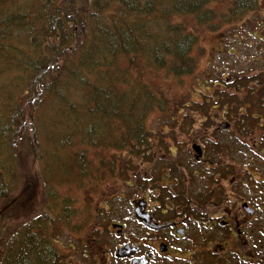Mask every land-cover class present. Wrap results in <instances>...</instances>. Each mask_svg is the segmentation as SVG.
I'll list each match as a JSON object with an SVG mask.
<instances>
[{
	"label": "rangeland",
	"instance_id": "obj_1",
	"mask_svg": "<svg viewBox=\"0 0 264 264\" xmlns=\"http://www.w3.org/2000/svg\"><path fill=\"white\" fill-rule=\"evenodd\" d=\"M258 2V7L244 11L234 0H210L200 12L202 16L175 15L174 22L183 24L187 30L199 35V44L192 52L198 61V68L194 75L186 78H167L162 71L148 68L150 82L162 81L170 102L165 112L151 110L145 117H136L144 124V136L152 137V142L145 150L152 149L150 153L157 150L154 144L162 146L165 151L172 144L178 146L179 151L172 158L182 160L184 173L194 178V182L189 183L192 184L188 186L190 191L186 193L187 197H205V201H219L221 205L229 200H238L239 197L250 202L261 198L263 211L259 213L264 215V0ZM200 17L204 19L200 20ZM116 76L115 73L114 78ZM6 78L0 74V87L8 84L4 80ZM227 79L232 83H225ZM236 86L241 91L236 90ZM11 91L9 89V93ZM208 92H211L209 97L202 96ZM71 93L72 100L77 103L78 113L83 117L86 111L84 106L91 105L85 101L87 92L74 86L71 87ZM1 98L0 92V101ZM214 101L219 103L217 107H213ZM225 101L236 103L231 102L223 108ZM3 108L0 102V111ZM86 112L89 114L88 110ZM257 114L263 119L252 118L259 116ZM36 115L40 118L39 122L35 120L33 124L35 129L31 128L29 135L16 138L22 140V143L15 144L16 160H8L12 165L10 171L16 166L17 173L12 175L11 180L4 176L6 181L9 180L8 197L14 203L13 209L9 208L11 213L9 209L0 213V231L8 232L11 241L9 248L6 247L7 252L10 250L8 257L15 258L20 250L22 244L17 240H20L18 232L29 228L32 236L38 238L34 235L38 233V227L44 228L43 239H46L48 251L52 252L51 259L44 263L39 257L32 256L26 259L25 264H79V261L83 262L81 258L84 256H88L85 260L89 262L92 250L99 244L97 239H100V243L106 236L107 241L113 239L109 231V224L113 220L133 219V209L128 200L132 192L124 195L126 200L117 196L120 201H111L106 211L102 206L107 208V205L101 202L102 198L107 197L105 189L109 188L111 192L109 184L123 187V183L131 178H128L127 173L111 177L103 171L106 178H102L103 184H98L99 163L112 159V155H117L119 151L112 147L105 149L108 144L102 145V142L84 144L82 136L76 133L73 134L71 145L59 142L68 137L65 134L68 133L66 123L71 122V119H65L66 112L41 106ZM233 118L237 120L232 131L230 128L218 127L220 123L232 121ZM136 122L139 123V120ZM189 135L200 137L196 139ZM215 135L220 136V139L214 138ZM112 136L116 137L115 134ZM174 138L178 141H174ZM192 139L203 146L208 160L223 158L218 167L206 164L197 169L192 159L185 158L186 151L190 150L193 143ZM215 141H218L217 147L214 146ZM216 150L218 153L224 152L223 156L215 155ZM129 160L134 165L130 166L128 173L133 175L150 166L153 158L141 156ZM167 165L155 163L152 166L160 173L162 169L168 171ZM195 169L198 170L197 180L194 177ZM138 181L141 182V179L138 178ZM158 181L161 183V180ZM162 183L166 182L163 180ZM195 188L200 190V195ZM176 190L177 196L183 197V188L177 187ZM98 202L103 204L100 208L96 205ZM219 240L222 241V238ZM230 246L226 251L230 250ZM253 246L258 251L253 263L260 261L259 257L262 256L264 264V239L262 251L258 250L260 246L254 238ZM234 256L237 261L240 260L238 253L224 254L226 262Z\"/></svg>",
	"mask_w": 264,
	"mask_h": 264
},
{
	"label": "trees",
	"instance_id": "obj_2",
	"mask_svg": "<svg viewBox=\"0 0 264 264\" xmlns=\"http://www.w3.org/2000/svg\"><path fill=\"white\" fill-rule=\"evenodd\" d=\"M209 1L0 0V74L8 77V84L0 87V213L14 207L4 176L11 180L17 173L8 162L16 160L15 144L22 143L16 138L35 129L41 106L66 112L65 119H71L68 137L59 142L71 145L76 133L84 144L102 142L108 144L105 149L119 151L102 160L97 173L126 174L134 165L129 158L146 156L149 140L136 116L165 112L170 102L166 85L150 82L149 69L167 78L195 74L198 61L192 52L199 35L173 17L198 15ZM234 1L244 11L259 5L258 0ZM74 86L87 92L85 101L91 104L84 106L89 114L84 111L83 117L71 97ZM29 231L18 232L22 245L12 259L6 249L10 236L0 231V264H25L32 256L44 263L51 259L44 228H36L38 238Z\"/></svg>",
	"mask_w": 264,
	"mask_h": 264
},
{
	"label": "flooded vegetation",
	"instance_id": "obj_3",
	"mask_svg": "<svg viewBox=\"0 0 264 264\" xmlns=\"http://www.w3.org/2000/svg\"><path fill=\"white\" fill-rule=\"evenodd\" d=\"M225 83L232 81L227 79ZM235 89L241 91L238 86ZM209 94L211 92L203 93L202 96L209 97ZM231 102L236 103L225 101L223 108L232 104ZM218 104L214 101L213 107H217ZM257 115L259 116L252 118L263 119L260 114ZM236 120L237 118H233L232 121L220 123L218 127L230 128L232 131ZM189 136L196 139L200 137ZM151 138L148 137L149 143L152 142ZM214 138L220 139V136L215 135ZM196 139H192L193 143L190 150L186 151L185 158L192 159L197 169L206 164L218 167L223 158L219 157L217 161L208 160L203 146L194 143ZM173 140L178 141L177 138ZM154 146L157 150L151 153L149 150L152 149L145 150V157L153 158L152 164L133 175L126 170L130 181L124 182L123 187L116 186L115 183L109 184L111 192L109 188L105 189L107 197L102 198L101 202L107 205V208L99 202L96 204L98 208L102 206L106 211L111 201H120L117 196L126 200L124 195L132 192V196L128 198L133 209L132 225L131 221L113 220L109 224L113 239L107 241L106 236L103 243L97 239L99 244L92 250L89 262L85 260L88 256H84L81 258L83 262L79 261V264H254L252 260L254 257L257 258L258 251L254 249L253 238L259 243L258 250H263L264 215L259 213L263 211V205L260 203L262 199L256 198L250 202L239 197L238 200H229L221 205L219 201L207 202L205 197H187L186 193L190 191L188 186L194 182V178H189V175L184 173L182 160L172 158L178 153V146L172 144L167 151L158 144ZM214 146H218V141H215ZM223 153L216 150L215 155L223 156ZM155 163L170 166L167 165L168 171L162 169L158 173L152 166ZM189 163L193 165L192 162ZM194 174L197 180L198 170L195 169ZM103 177L106 178L103 173L97 176L100 179L98 184L102 182ZM117 180L119 181L118 178ZM158 180H161V183ZM163 180L165 184L162 183ZM177 187L183 188V197L177 196ZM195 190L200 195V190L196 188ZM166 193L171 196H167ZM210 210L212 213H209ZM229 245L231 248L226 251ZM219 248L222 250H218ZM233 252L238 253L240 260L237 261L234 256L226 262L224 254ZM259 260L256 264H263L262 256Z\"/></svg>",
	"mask_w": 264,
	"mask_h": 264
}]
</instances>
